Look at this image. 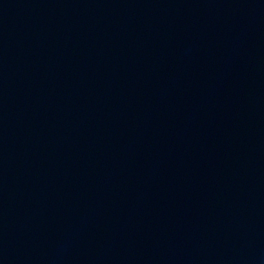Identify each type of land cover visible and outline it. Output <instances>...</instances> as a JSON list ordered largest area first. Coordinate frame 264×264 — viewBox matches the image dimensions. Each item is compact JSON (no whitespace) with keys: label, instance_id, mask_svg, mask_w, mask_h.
I'll return each mask as SVG.
<instances>
[{"label":"water","instance_id":"water-1","mask_svg":"<svg viewBox=\"0 0 264 264\" xmlns=\"http://www.w3.org/2000/svg\"><path fill=\"white\" fill-rule=\"evenodd\" d=\"M0 264H264V0H173Z\"/></svg>","mask_w":264,"mask_h":264}]
</instances>
